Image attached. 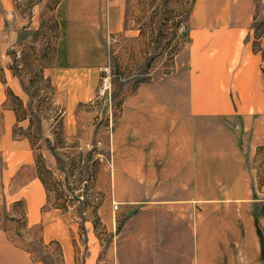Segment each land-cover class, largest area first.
Instances as JSON below:
<instances>
[{"label":"crops","instance_id":"obj_1","mask_svg":"<svg viewBox=\"0 0 264 264\" xmlns=\"http://www.w3.org/2000/svg\"><path fill=\"white\" fill-rule=\"evenodd\" d=\"M119 1L56 4L60 35L43 74L61 114L33 143L28 116L17 119L7 99L9 91L24 108L28 95L9 57L15 0H0V264H43L17 237L32 228L62 264H264L263 0H194L171 76L139 84L115 120L104 109L112 168L102 166L96 184L109 178L123 218L107 247L87 221L81 246L75 215L48 204L36 147L56 164L58 147L100 144L93 100L107 63L104 18L120 32Z\"/></svg>","mask_w":264,"mask_h":264},{"label":"rangeland","instance_id":"obj_2","mask_svg":"<svg viewBox=\"0 0 264 264\" xmlns=\"http://www.w3.org/2000/svg\"><path fill=\"white\" fill-rule=\"evenodd\" d=\"M58 1L15 0L20 29L9 57L14 74L26 87L28 100L24 108H20L13 98H9V102L19 117L28 116L32 125L28 136L33 143L37 142V136L42 138L43 134H47L48 127L56 128L61 114L55 92L43 74L45 69L53 66L55 60L60 35L59 20L54 14ZM193 1H119L117 4L123 15L120 32L107 28L108 18H104L107 63L100 72L93 100L96 110L102 111V121L95 133L100 144L80 151L73 147H58L61 148L57 151L59 155L73 158L65 161L59 156L56 164L46 163L40 158L39 150L45 147L43 144L36 147V165L49 191L48 204L75 215L79 223L78 241L81 246L84 245V222L92 224L97 237L107 247L123 220L119 207L113 209L117 204L113 195L107 192L109 178L103 181L102 187L96 184L100 168L105 166L109 171L112 168L107 144L109 129L105 128L108 125L103 120L104 109L111 108L115 120L124 97L139 84L171 76L175 63L182 56L185 21ZM22 227H25L23 223H18L15 231ZM17 237H21L23 246L34 260L43 264H62L58 247L43 243L38 237L37 228L24 235L20 232Z\"/></svg>","mask_w":264,"mask_h":264},{"label":"built area","instance_id":"obj_3","mask_svg":"<svg viewBox=\"0 0 264 264\" xmlns=\"http://www.w3.org/2000/svg\"><path fill=\"white\" fill-rule=\"evenodd\" d=\"M258 43H259V50H260V52L262 54H264V31L260 34L259 42ZM261 68H262L263 73H264V59H263L262 64H261ZM113 209L114 210L117 209V205L116 204H114Z\"/></svg>","mask_w":264,"mask_h":264},{"label":"trees","instance_id":"obj_4","mask_svg":"<svg viewBox=\"0 0 264 264\" xmlns=\"http://www.w3.org/2000/svg\"><path fill=\"white\" fill-rule=\"evenodd\" d=\"M24 89H25V91H26V87H24ZM9 98H13L15 101L17 100L18 101V104H19V107L20 108H22V103L16 98V97H14L9 91H7V99H9ZM17 112V111H16ZM23 118H25L24 116L23 117H19L18 115H17V119H19V120H21V119H23ZM59 123V122H58Z\"/></svg>","mask_w":264,"mask_h":264}]
</instances>
